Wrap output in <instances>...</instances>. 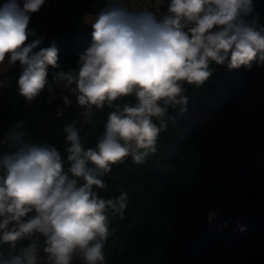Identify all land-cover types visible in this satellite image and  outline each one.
<instances>
[{"label": "clouds", "instance_id": "clouds-1", "mask_svg": "<svg viewBox=\"0 0 264 264\" xmlns=\"http://www.w3.org/2000/svg\"><path fill=\"white\" fill-rule=\"evenodd\" d=\"M45 3L0 6V90L18 63L16 86L27 105L46 91L49 103L62 101L58 118L74 102L79 112L62 126L63 152L32 139L23 119L0 131V264H107L111 219L123 218L128 193L102 197L103 177L129 157L143 165L158 152L175 120L169 110L187 112L186 85L202 87L212 64L264 65V23L254 0H167L156 10L108 0L76 67L64 70L55 41L42 46L45 37L30 27ZM49 67L58 70L51 80ZM105 107L103 132L86 147L80 117L91 123Z\"/></svg>", "mask_w": 264, "mask_h": 264}, {"label": "trees", "instance_id": "trees-1", "mask_svg": "<svg viewBox=\"0 0 264 264\" xmlns=\"http://www.w3.org/2000/svg\"><path fill=\"white\" fill-rule=\"evenodd\" d=\"M107 2L46 0L30 27L45 37L42 46L55 41L59 64L69 70L91 40L86 17ZM254 5L264 23V0ZM211 67L215 72L202 87L186 85L187 112L169 110L175 120L160 134L158 152L143 165L129 157L103 177L102 197L128 193L123 218L111 219L115 232L105 244L107 264H264V150L248 148L256 117L241 109L246 84L226 65ZM19 71V66L11 69L10 86L0 90V131L23 119L32 139L63 152L62 126L79 109L74 102L58 118L56 105L62 101L49 103L46 91L27 105L16 86ZM53 71L58 70L49 67V80ZM108 111L95 110L91 123L80 117L86 147L102 134ZM258 114L264 122V107Z\"/></svg>", "mask_w": 264, "mask_h": 264}, {"label": "rangeland", "instance_id": "rangeland-1", "mask_svg": "<svg viewBox=\"0 0 264 264\" xmlns=\"http://www.w3.org/2000/svg\"><path fill=\"white\" fill-rule=\"evenodd\" d=\"M163 0H128V3L137 8L147 7L156 10L161 6ZM94 15L86 17L89 26ZM19 64L11 66L9 71ZM232 75L246 84L247 93L241 102V109L248 115L256 117V135L251 138L248 148L264 150V122L258 114L259 109L264 107V65L257 66L253 64L251 70L240 68L238 70H230Z\"/></svg>", "mask_w": 264, "mask_h": 264}]
</instances>
